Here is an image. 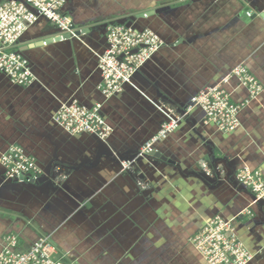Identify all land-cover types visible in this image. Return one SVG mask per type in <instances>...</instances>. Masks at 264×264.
<instances>
[{
    "label": "crops",
    "instance_id": "obj_1",
    "mask_svg": "<svg viewBox=\"0 0 264 264\" xmlns=\"http://www.w3.org/2000/svg\"><path fill=\"white\" fill-rule=\"evenodd\" d=\"M64 11L78 38L52 41L58 29L42 22L16 46L35 83L0 72V150L20 146L42 170L35 181L11 180L0 165V251L12 235L20 251L49 237L67 264H208L192 241L219 216L234 220L250 264H264V201L253 204L237 181L245 165L264 172V0H68ZM112 24L150 29L165 45L106 100L98 62ZM238 65L263 86L238 129L219 131L197 107L138 157L166 121L159 104L183 115ZM227 89L235 104L249 98L237 80ZM74 100L103 104L110 139L59 126L57 112Z\"/></svg>",
    "mask_w": 264,
    "mask_h": 264
},
{
    "label": "built area",
    "instance_id": "obj_2",
    "mask_svg": "<svg viewBox=\"0 0 264 264\" xmlns=\"http://www.w3.org/2000/svg\"><path fill=\"white\" fill-rule=\"evenodd\" d=\"M68 0H5L0 2V72L13 84L28 87L35 83L29 62L16 46L27 30L42 22L55 26L61 40L67 35L78 38L73 19L64 11ZM252 16L251 13H248ZM107 49L99 55L101 72L100 86L103 97L108 100L119 94L127 84L132 85L135 74L165 45L150 29L138 30L127 24H112L107 28ZM237 80L247 89L249 98L241 104L232 102V93L227 86ZM263 92L261 83L249 73L244 65L236 66L224 79L202 89L195 95L184 114L159 104L157 109L165 116L160 131L141 148L138 157H146L154 146L174 132L180 122L195 108H201L208 122L219 131L228 133L241 126L239 115L242 110ZM102 103L88 108L78 101L63 103L55 120L68 134H86L107 141L113 134L112 127L102 115ZM137 159V157H136ZM135 159L122 161L124 170L133 167ZM0 165L6 179L38 180L42 170L25 150L13 145L6 151L0 150ZM211 176V172L207 171ZM59 175L57 182L66 179ZM237 181L254 195L253 204L264 201V172L244 166L237 174ZM233 219L215 217L193 238V245L208 264H250L254 259L238 237ZM0 264H67L59 257L56 246L49 237H43L27 251L19 250V240L12 235L0 251Z\"/></svg>",
    "mask_w": 264,
    "mask_h": 264
},
{
    "label": "water",
    "instance_id": "obj_3",
    "mask_svg": "<svg viewBox=\"0 0 264 264\" xmlns=\"http://www.w3.org/2000/svg\"><path fill=\"white\" fill-rule=\"evenodd\" d=\"M262 16L264 17V14H263ZM74 27H75V26H74ZM77 35L80 36V35H81V32L77 31ZM69 38H70V37L67 36V35L64 37V39H69ZM51 40H52V41H53V40H58V41H59V40H61V38L58 37L57 39H51ZM49 42H50V41H49ZM21 179H24V178L21 177Z\"/></svg>",
    "mask_w": 264,
    "mask_h": 264
}]
</instances>
